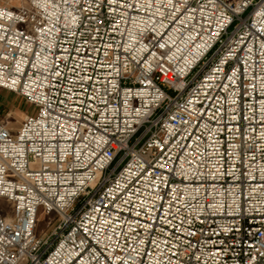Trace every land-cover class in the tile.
Here are the masks:
<instances>
[{"label": "built area", "instance_id": "1", "mask_svg": "<svg viewBox=\"0 0 264 264\" xmlns=\"http://www.w3.org/2000/svg\"><path fill=\"white\" fill-rule=\"evenodd\" d=\"M14 1L0 264H264V0Z\"/></svg>", "mask_w": 264, "mask_h": 264}, {"label": "rangeland", "instance_id": "2", "mask_svg": "<svg viewBox=\"0 0 264 264\" xmlns=\"http://www.w3.org/2000/svg\"><path fill=\"white\" fill-rule=\"evenodd\" d=\"M32 112L33 108L26 103L24 99L0 89V120L6 123L11 129L15 130L22 119ZM0 210L8 214L10 212V205L0 199ZM47 219L44 212L39 210L35 228V235L37 237L41 236L43 232L46 231Z\"/></svg>", "mask_w": 264, "mask_h": 264}, {"label": "crops", "instance_id": "3", "mask_svg": "<svg viewBox=\"0 0 264 264\" xmlns=\"http://www.w3.org/2000/svg\"><path fill=\"white\" fill-rule=\"evenodd\" d=\"M0 3H10V4L14 5L15 1L14 0H0Z\"/></svg>", "mask_w": 264, "mask_h": 264}]
</instances>
